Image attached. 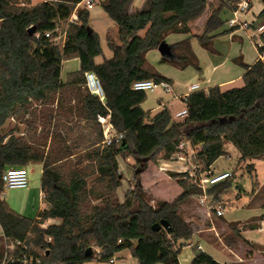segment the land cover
Wrapping results in <instances>:
<instances>
[{
    "label": "trees",
    "instance_id": "16d2710c",
    "mask_svg": "<svg viewBox=\"0 0 264 264\" xmlns=\"http://www.w3.org/2000/svg\"><path fill=\"white\" fill-rule=\"evenodd\" d=\"M81 1L51 0L29 7L0 0V264L7 253L13 255L8 264L110 263L126 250L138 264H181L183 243L192 241L195 231L179 207L202 190L183 178L187 173L172 174L184 188L175 201L152 205L139 179L122 201L120 158L129 151L145 168L159 154L163 161L171 160L180 144L188 142L205 170L230 157L228 144L236 148L240 162L264 160V63L257 59L249 65L236 58L245 69L242 87L190 93L183 119H174L166 108L152 116L142 108L147 92L134 90V83L173 81L155 69L147 54L168 36L187 34L170 44L173 55L162 60L181 70H201L191 37L209 49L217 36L213 33L225 24L223 14L234 11L240 0H146L135 10H130L134 0H104L101 7L118 27L120 44L107 37L113 58L102 63L96 61L103 53L100 37L87 30L88 10L77 11L78 20L69 23L62 47L55 41L59 23L69 20ZM206 11L204 32L191 35L189 24ZM258 17H264V8ZM73 59L80 60V69L64 82L63 64ZM86 72L101 81L104 102L85 87ZM108 114L123 134L119 145L102 144L98 116ZM11 121L16 125L7 131ZM33 164L42 166L47 207L30 218L3 199L2 178L8 169ZM247 167L254 171V163ZM226 182L209 189L210 195L216 191L214 203L229 186ZM164 220L168 227L161 226ZM199 251L191 264H221Z\"/></svg>",
    "mask_w": 264,
    "mask_h": 264
},
{
    "label": "rangeland",
    "instance_id": "374dc122",
    "mask_svg": "<svg viewBox=\"0 0 264 264\" xmlns=\"http://www.w3.org/2000/svg\"><path fill=\"white\" fill-rule=\"evenodd\" d=\"M17 1L20 5L22 3H28L27 0ZM145 1L146 0H134L130 10L141 9ZM213 2L216 3L215 0H213ZM263 7L264 0H253V9L247 16L248 20H253L254 15L252 13L255 12V14L258 15ZM231 17L230 13L223 14L222 18L225 24L213 33V35L217 36L212 41L209 49L203 48L196 37H191L192 49L198 58V65L201 70H197L196 67L193 66L184 70L178 69L163 61L158 50L150 51L147 54V60L158 72L172 78L175 82L178 81L183 85H190L197 82L200 83L203 88L207 85H211L206 83V81L209 78H213L214 73L212 68L216 61L227 58V64L221 67L216 72L215 76L227 72V68L230 67L232 68V70H230V75L233 79H236L238 77V72L244 71L245 69L235 63L234 59L242 58L244 63L252 64L258 58V51L254 45L255 39L253 40L251 38L256 35L257 32L252 29L247 32L239 29L233 33H224L225 31L231 30L228 24V20ZM69 23L70 21L67 20L59 24V39H55V41L60 47L65 43L64 40L66 39L64 38ZM202 23L203 20L198 22L196 20V23L192 26V35H201L204 32V28L202 29L200 27ZM89 27L99 35L101 41L103 53L96 59L97 62L102 63L105 60L112 59L113 52L108 47L107 37L109 36L117 44H120L118 27L104 12L101 4H97V6L90 10ZM181 37L185 38V36L181 34H172L168 36L167 41H178ZM76 64V60L64 62L62 79L65 81L67 80L68 75L72 73L71 70ZM241 83L236 81L235 85H240ZM147 94L148 97L143 103V107L147 110L155 108L158 105L156 97L162 95L161 89L157 88L153 92H147ZM176 104L175 109L185 108V103L181 101ZM173 118L176 119L175 117ZM15 125L16 122L11 121L7 127V131ZM20 128L23 130L24 126H20ZM227 146L234 148L231 144ZM191 150L190 146H185L183 154L187 155L189 158ZM194 150L195 152L197 151V149ZM161 155L162 154H159L153 162H148L146 167L143 168L133 155L127 151L125 156L120 158V171L124 179L123 185L118 191V195L121 197L127 190L134 188L137 179L140 180L142 190L147 195V198L151 200L152 205H155L157 201H164L154 195L155 182L158 183V187L162 189L163 193L169 197L176 195L179 187L182 188L184 192L183 186H181L178 179L172 175L182 172L173 169H161L165 168L164 166L161 167V163L164 162ZM195 156L196 153L194 157H192V161L194 165L199 168L197 171L203 170V164L201 162H196ZM255 164L257 176L253 171L249 170L246 162H240L238 159L223 157L217 162L216 168L219 169L218 171H220L221 168H229L227 171L232 174L230 179L224 184L229 186L224 189L223 193L220 195L219 202L214 203L212 201L216 195V191L211 192L212 204L210 207L214 206L225 209L226 206L224 203L228 204L229 210L225 212L224 217H219V215H217L215 211L210 210L208 206H200L193 196L180 204L179 210L182 217L195 231L192 241L183 243L186 246L179 255L181 264L192 263L194 256L200 252L198 246H202L204 248L203 252L211 255L221 264H264V183L261 185V183L257 182L264 179V160H256ZM155 169H159L161 173L160 178L157 180H154L152 176ZM26 170L28 174V187L5 188L2 197L14 211L18 213H20L19 211H27V216L30 215L29 217L35 218L39 211L47 207L42 196L40 197L42 166L40 164H33L27 166ZM187 176L188 177L183 178L191 182L190 175L188 174ZM238 194L240 195L239 198L237 197ZM176 199H174V201ZM249 203V207L241 206V204L244 205ZM58 222L59 220H54V223ZM253 227H259V229H253ZM261 229L263 230L259 232ZM1 235L2 230L0 226V236ZM1 239L2 238H0V241ZM182 242L183 241L180 240L177 245H181ZM123 263L129 264L123 261V258H120L118 264Z\"/></svg>",
    "mask_w": 264,
    "mask_h": 264
},
{
    "label": "built area",
    "instance_id": "2783aa9c",
    "mask_svg": "<svg viewBox=\"0 0 264 264\" xmlns=\"http://www.w3.org/2000/svg\"><path fill=\"white\" fill-rule=\"evenodd\" d=\"M27 1H28L27 4L22 3L21 5L31 7L42 3H48L51 0H27ZM102 1L104 0H82L75 7L74 13L71 15L69 21L75 22L78 20L77 11L79 9L90 11L95 6H97V4H101ZM252 2L253 0H240V3L238 4L237 8L230 13L232 17L228 20V24L230 28L235 29V31L240 29L247 32L252 29L257 32V34L251 38L253 40L255 39L254 45L256 50L258 51V60L264 63V19L261 22H258L256 19L251 21L247 20V16L252 10ZM54 32L57 33L55 39H59V25ZM51 33L52 32H47L45 34L46 37H50ZM64 39H66V35ZM85 87L91 94L98 96L100 100L104 102L105 94L103 91L101 81L93 72L85 73ZM133 88L134 90L145 91V92H153L157 88H162L166 93H171L172 91L171 84L165 81L160 83H155L152 80L138 81L134 83ZM197 90H200V86L197 84L192 85L191 91L194 92ZM186 99L187 97L185 98V102ZM187 115H188V111L187 108H185L181 111H178L175 114V117L178 119H183ZM98 121L102 127V132L104 137L102 144L104 146L121 144L123 140V134L116 131L113 123L111 122V115L108 114L107 116H98ZM185 146H190L192 149L189 158L187 157V155L183 154ZM178 149L179 151L172 156L171 160L166 161V166L173 163L184 164V168H182V170L179 172L188 173L193 183L196 184L202 190L201 194L196 195L199 205L208 206L209 209L215 211L217 215L219 216L223 215V208H218L214 206L210 207L213 200L211 201L212 195L209 194V189L215 185L228 181L232 174L228 171L215 172L213 170H205L204 168L203 170L197 171V169L199 168H197L192 161V157H194L196 153L194 150L195 148L192 147L188 142H183L180 144ZM161 169L167 170L171 168L165 167ZM2 180L4 183V189L28 187V174L26 168L6 170ZM17 244L20 245L21 243L18 242ZM198 249L201 250L202 246H198ZM9 250H13V246H11ZM12 258L13 255L11 253H7L5 260L1 264H8L10 261H12ZM114 261L115 259L113 258L110 261V263L113 264Z\"/></svg>",
    "mask_w": 264,
    "mask_h": 264
},
{
    "label": "crops",
    "instance_id": "0c3cea01",
    "mask_svg": "<svg viewBox=\"0 0 264 264\" xmlns=\"http://www.w3.org/2000/svg\"><path fill=\"white\" fill-rule=\"evenodd\" d=\"M210 3L211 2H213V0H208ZM264 8V7H263ZM252 9H253V2H252ZM261 12V11H260ZM259 12V13H260ZM229 13H231V12H229ZM258 13V14H259ZM253 15H254V18H253V20L254 19H256L258 22H261L263 19H264V17L263 18H259L258 17V15L257 14H255V12L254 13H252ZM208 16H209V14H208V11H206L204 14H203V16L202 17H200L198 20H197V22L198 21H200V20H203V23L201 24V28L203 29L204 28V26H205V23H206V21H207V19H208ZM247 20H248V18H247ZM250 21V20H249ZM196 23V21H194V22H192V23H190L189 24V28H190V31H191V35H192V26L194 25ZM235 32V31H234ZM233 33V32H232ZM181 35H183V36H185V38H186V36H187V38L190 36V35H187V34H181ZM168 38V37H167ZM184 37H181L178 41H174V42H168L167 41V39H166V42L168 43V44H175V43H177V42H180V41H182V40H184L185 39ZM258 59V58H257ZM256 59V60H257ZM73 60H76L77 61V64H76V66L75 67H73V69L71 70L72 72H75V71H78L79 69H80V60L79 59H73ZM255 60V61H256ZM97 61V60H96ZM254 61V62H255ZM253 62V63H254ZM98 63V62H97ZM252 63V64H253ZM227 64V58L226 59H222V60H219V61H216V63L213 65V68H212V71H213V73H214V76H213V78H209V79H207V81H206V83H208V84H211V85H207L206 87H203L202 88V86L200 85V83H197V82H195V83H192V84H190V85H183L182 83H180V82H175L172 78H170V77H168V76H166V75H164V76H166L167 78H170L172 81H173V83L171 84V86H172V91H171V93H166L162 88H159V89H161V91H162V95H159V96H157L156 97V101L158 102V105L155 107V108H151V109H145L144 107H143V104H142V108L144 109V110H146V111H149V112H151V115L153 116V115H155L156 113H158V112H160L161 110H163V109H168L169 111H170V113L173 115V117H175V114L178 112V111H181V110H183V109H175V106L177 105L176 103L177 102H183V103H185V108H186V102H185V98L186 97H188V95L190 94V93H192L193 91H191V87H192V85H194V84H197V85H199L200 86V90H208L209 88H211V87H214V86H219L223 91L224 90H228V89H231V88H234V86H237V87H242L243 86V79H242V77H243V75H244V73H245V70L244 71H240V72H238V77L236 78V79H233L232 78V76L230 75V70H232V68H230V67H228L227 68V72H223V73H221V74H219L218 76H215V74H216V72L221 68V67H223V66H225ZM249 65H251V64H249ZM215 77V78H214ZM63 81L65 82V80L63 79ZM236 81L238 82H242L240 85H235V83H236ZM184 108V109H185ZM176 118V117H175ZM176 120H179L178 118H176ZM233 146V145H232ZM234 147V146H233ZM228 151H229V153H230V157H228L229 159H238L239 160V157H240V155H239V153H238V151L236 150V148L234 147V148H230V147H228ZM221 159V158H220ZM219 159V160H220ZM219 160H217L216 162H215V164L212 166V170L213 171H215V172H226L229 168H227V169H222L221 168V170L220 171H218L219 169L218 168H216V164H217V162L219 161ZM255 162H256V160H254V161H247L246 163H254V171H253V173H255L256 174V164H255ZM161 167H170L171 169H173V170H175V171H181L182 170V168H184V164H179V163H173V164H170V165H168V166H166V161H164L163 163H161ZM160 175H161V173H160V171H159V169H155V172H153L152 173V176H153V178H154V180H157L158 178H160ZM256 176H257V174H256ZM257 182H259V183H261V185L264 183V179L262 180V181H257ZM154 189H155V196L157 197V198H159V199H162V200H164V201H168V202H172V201H174V199H176L182 192H183V189L182 188H180L179 187V190H178V192H177V194L176 195H174V196H172V197H169V196H167L166 194H164L163 193V191H162V189H160L158 186V183L157 182H155L154 183ZM256 195V194H255ZM42 196V198H43V194H42V190H41V188H40V197ZM193 197H195L196 198V196H193ZM237 197L239 198L240 197V195L238 194L237 195ZM254 197V196H253ZM119 198L123 201V199H124V195L123 196H119ZM196 200H197V198H196ZM198 201V200H197ZM225 204V209H223V215H221V216H219V217H224V214H225V212L227 211V210H229V207H228V204L227 203H224ZM249 205H250V203L249 204H244V205H242L241 204V206L243 207V206H245V207H249ZM201 206V205H200ZM21 214H25L24 216H27V211H19ZM30 215H28L27 217H29ZM31 218V217H30ZM49 223H54V220H51V221H49ZM59 223V222H58ZM255 227V226H254ZM256 229H259V227L258 228H256ZM2 230V229H1ZM263 229H261V230H259V232H261ZM3 237V231H2V235L0 236V238H2ZM204 250V248L202 247V249H201V251H203ZM120 258H123V261H126L127 263H129V264H138L137 263V261L135 260V259H133L132 258V256H131V254H130V252L129 251H123V252H121V253H119V254H117L116 256H115V261H114V263L113 264H118V260L120 259ZM86 264H111V263H102V262H97V261H94V262H91V263H86ZM124 264V263H123Z\"/></svg>",
    "mask_w": 264,
    "mask_h": 264
},
{
    "label": "water",
    "instance_id": "95a60500",
    "mask_svg": "<svg viewBox=\"0 0 264 264\" xmlns=\"http://www.w3.org/2000/svg\"><path fill=\"white\" fill-rule=\"evenodd\" d=\"M34 30H35L34 28H31L30 29V33L32 34L34 32ZM87 30H88L89 34H91L93 32V30L89 26L87 27ZM158 51L160 52L161 56H163V57H172V55H173L172 48H171L170 44H168L166 41H163L159 45ZM161 226L168 227L169 223L166 220H164V221L161 222ZM153 229L154 230H158L159 226L158 225H154Z\"/></svg>",
    "mask_w": 264,
    "mask_h": 264
}]
</instances>
